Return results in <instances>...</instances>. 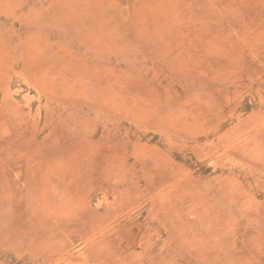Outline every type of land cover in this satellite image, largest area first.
<instances>
[{
  "label": "rangeland",
  "instance_id": "obj_1",
  "mask_svg": "<svg viewBox=\"0 0 264 264\" xmlns=\"http://www.w3.org/2000/svg\"><path fill=\"white\" fill-rule=\"evenodd\" d=\"M0 264H264V0H0Z\"/></svg>",
  "mask_w": 264,
  "mask_h": 264
}]
</instances>
